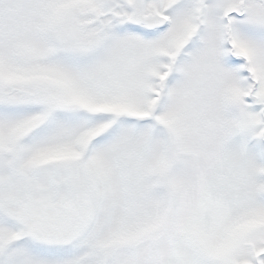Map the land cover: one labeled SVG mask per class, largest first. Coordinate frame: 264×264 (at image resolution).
<instances>
[{
	"label": "snow or ice",
	"instance_id": "1",
	"mask_svg": "<svg viewBox=\"0 0 264 264\" xmlns=\"http://www.w3.org/2000/svg\"><path fill=\"white\" fill-rule=\"evenodd\" d=\"M0 264H264V0H0Z\"/></svg>",
	"mask_w": 264,
	"mask_h": 264
}]
</instances>
